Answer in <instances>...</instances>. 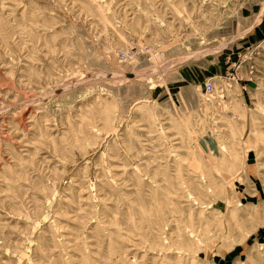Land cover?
Instances as JSON below:
<instances>
[{
  "label": "rangeland",
  "instance_id": "374dc122",
  "mask_svg": "<svg viewBox=\"0 0 264 264\" xmlns=\"http://www.w3.org/2000/svg\"><path fill=\"white\" fill-rule=\"evenodd\" d=\"M0 264H264V0H0Z\"/></svg>",
  "mask_w": 264,
  "mask_h": 264
},
{
  "label": "built area",
  "instance_id": "2783aa9c",
  "mask_svg": "<svg viewBox=\"0 0 264 264\" xmlns=\"http://www.w3.org/2000/svg\"><path fill=\"white\" fill-rule=\"evenodd\" d=\"M214 89V85L211 81L207 83V91L211 92Z\"/></svg>",
  "mask_w": 264,
  "mask_h": 264
}]
</instances>
